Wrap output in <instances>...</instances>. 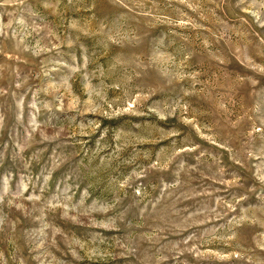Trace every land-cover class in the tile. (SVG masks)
<instances>
[{"label":"rangeland","instance_id":"1","mask_svg":"<svg viewBox=\"0 0 264 264\" xmlns=\"http://www.w3.org/2000/svg\"><path fill=\"white\" fill-rule=\"evenodd\" d=\"M0 264H264V0H0Z\"/></svg>","mask_w":264,"mask_h":264}]
</instances>
